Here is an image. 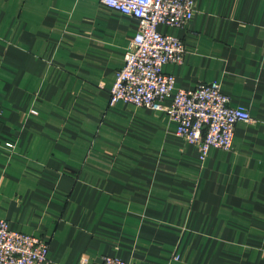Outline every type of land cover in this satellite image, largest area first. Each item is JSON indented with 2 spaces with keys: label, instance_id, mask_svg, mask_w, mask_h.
<instances>
[{
  "label": "crops",
  "instance_id": "crops-1",
  "mask_svg": "<svg viewBox=\"0 0 264 264\" xmlns=\"http://www.w3.org/2000/svg\"><path fill=\"white\" fill-rule=\"evenodd\" d=\"M138 29L99 0H0V216L44 264H264V0L159 25L187 47L176 87L218 80L251 113L204 160L166 111L110 105Z\"/></svg>",
  "mask_w": 264,
  "mask_h": 264
},
{
  "label": "built area",
  "instance_id": "built-area-1",
  "mask_svg": "<svg viewBox=\"0 0 264 264\" xmlns=\"http://www.w3.org/2000/svg\"><path fill=\"white\" fill-rule=\"evenodd\" d=\"M139 20L125 63L111 88L110 105L119 101L136 107L166 111L177 123V133L197 144L201 159L212 147L233 148L235 126L252 121L249 109L232 105L218 80L195 88L176 87V77L164 71L167 63L183 61L187 47L178 36L159 30L160 24L186 27L196 10V0H99ZM172 96L171 103L165 100ZM49 244L43 238L9 226L0 216V264H44ZM79 264H91L83 258ZM99 264H136L106 255Z\"/></svg>",
  "mask_w": 264,
  "mask_h": 264
}]
</instances>
